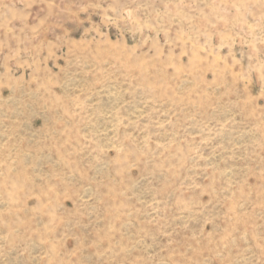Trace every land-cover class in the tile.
Listing matches in <instances>:
<instances>
[{"label":"rangeland","instance_id":"1","mask_svg":"<svg viewBox=\"0 0 264 264\" xmlns=\"http://www.w3.org/2000/svg\"><path fill=\"white\" fill-rule=\"evenodd\" d=\"M0 264H264V0H0Z\"/></svg>","mask_w":264,"mask_h":264}]
</instances>
